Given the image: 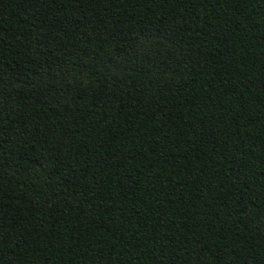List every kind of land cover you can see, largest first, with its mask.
I'll use <instances>...</instances> for the list:
<instances>
[{
  "label": "trees",
  "instance_id": "16d2710c",
  "mask_svg": "<svg viewBox=\"0 0 264 264\" xmlns=\"http://www.w3.org/2000/svg\"><path fill=\"white\" fill-rule=\"evenodd\" d=\"M0 264H264V0H0Z\"/></svg>",
  "mask_w": 264,
  "mask_h": 264
}]
</instances>
